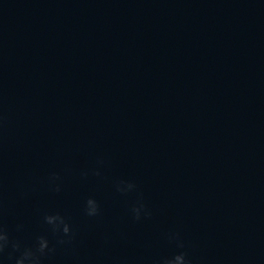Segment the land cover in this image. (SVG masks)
<instances>
[{
    "label": "water",
    "instance_id": "obj_1",
    "mask_svg": "<svg viewBox=\"0 0 264 264\" xmlns=\"http://www.w3.org/2000/svg\"><path fill=\"white\" fill-rule=\"evenodd\" d=\"M45 211L75 235L42 264H155L170 230L193 264H264V0L0 16V223L55 243Z\"/></svg>",
    "mask_w": 264,
    "mask_h": 264
},
{
    "label": "clouds",
    "instance_id": "obj_2",
    "mask_svg": "<svg viewBox=\"0 0 264 264\" xmlns=\"http://www.w3.org/2000/svg\"><path fill=\"white\" fill-rule=\"evenodd\" d=\"M103 164L102 160L98 161ZM95 175L101 174L100 168L93 169ZM81 175H88V172H82ZM49 185L57 192L60 191L61 185L59 174L51 172L48 177ZM117 192L127 194L137 190V185L132 180H118L115 183ZM83 212L88 217H96L100 212L99 202L95 197L86 198L83 206ZM130 214L134 220H140L142 217H150L151 209L145 204L143 194L138 193L136 202L130 208ZM42 222L47 226L48 231L55 237L53 243L46 234L35 235L31 244H25L22 240L10 235L7 228L0 223V264H42V258L48 256L56 250L57 246L70 244L74 238V229L68 218L59 211H45L42 215ZM23 225L18 224L16 230H22ZM165 238L175 244L178 251L170 256H165L155 264H193L185 250V241L179 231H168ZM6 249H10L5 256Z\"/></svg>",
    "mask_w": 264,
    "mask_h": 264
}]
</instances>
